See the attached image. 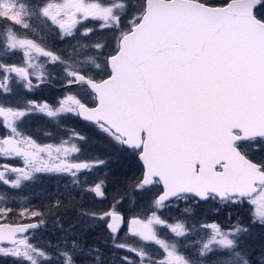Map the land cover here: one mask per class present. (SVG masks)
<instances>
[{
    "label": "snow or ice",
    "instance_id": "6c2138e0",
    "mask_svg": "<svg viewBox=\"0 0 264 264\" xmlns=\"http://www.w3.org/2000/svg\"><path fill=\"white\" fill-rule=\"evenodd\" d=\"M33 18L58 27L61 40L75 37L82 20H98L111 39L78 42L65 57L28 37ZM17 53L22 63L9 64ZM41 58L44 64L34 63ZM48 65L68 90L55 106L26 95L49 82ZM36 113L82 117L115 152L139 163V174L125 180L108 207L78 213L89 230L103 225L119 264H264V252L254 259L245 245L249 228L239 223L202 225L211 230L208 239L195 256L186 255L168 232L186 237L190 229L162 214L173 200L248 204L251 226L264 227V0H142L139 6L132 0H0V160L24 164L0 165V183L20 188L38 173H53L80 186V175L106 163L96 156L67 159L83 151L73 140H87L74 130L58 145L39 143L23 130ZM85 190L106 199L103 179ZM128 194L143 198L144 206L122 210ZM62 208L75 204L57 199V215ZM10 211L0 208V257L12 264H116L77 239L76 224L65 228L62 218L64 239L38 246L33 233L46 225L45 213L22 209V219H40L14 224ZM154 248L163 259L153 258Z\"/></svg>",
    "mask_w": 264,
    "mask_h": 264
},
{
    "label": "rangeland",
    "instance_id": "374dc122",
    "mask_svg": "<svg viewBox=\"0 0 264 264\" xmlns=\"http://www.w3.org/2000/svg\"><path fill=\"white\" fill-rule=\"evenodd\" d=\"M34 2H38V0H34ZM132 3L136 6H139L142 3V0H132ZM84 24L80 27L79 32L75 37H66L61 40L60 38V30L55 25H51L50 22L47 24L42 20H37L35 18L32 19L31 25L32 30L27 31V35L29 38H33L38 42H42L47 48L56 53H62L63 56L67 57L69 53L73 50L72 46L79 44H88L94 42L98 39H111V33L107 31H102L99 27L100 21L98 20H84ZM126 22V21H125ZM86 23V24H85ZM86 28H92L93 32L87 36L82 35ZM21 34L25 32L24 29L18 28ZM58 40H61L62 43L58 44ZM66 48L65 51L62 50ZM61 49V50H60ZM89 53L90 49L87 50ZM44 61L43 58L40 59ZM7 62L9 64H20L22 63V57L19 53L10 58H7ZM47 71L52 73L51 78L56 81L61 82L62 80L59 78L55 69L52 68L51 65L47 66ZM32 71V69H30ZM14 89H18L19 86L17 84H13ZM74 91V89H72ZM68 91H66L67 93ZM67 94H64V96ZM70 115V114H69ZM67 116V115H63ZM62 117V116H61ZM57 122L59 118L55 119ZM97 129V128H95ZM89 137L86 142L83 144L82 141L73 140L74 143L79 145H84L83 147V156H79L81 160L88 159V156L99 157L104 159L106 163L104 165H100L94 168L92 171L80 175V186H74L71 184V177L69 175L64 174H53V173H38L36 174L38 177L40 175H54V176H46L47 178H42V181H22L20 188H12L10 185H5L4 183H0V197L4 199L0 200V208H10L11 211L7 213V220L10 223H18V222H27L29 220L36 221L40 217H31L28 219H22L20 217V212L22 209L36 210L41 211L43 206L48 208V216L45 218L47 221V225L45 230L39 231L37 234H34L36 237V244L38 246H45L46 239L45 235L49 234L51 236V244L55 246L57 243L54 242V238L56 235H59L57 220H63L64 227L67 228L70 223H75L76 228L78 222L87 223V218H79L78 213L81 208L83 209H93L98 210L101 208H106L112 202L113 196L116 194L117 190L122 191L123 184L127 178L132 177L133 175V165L132 162L129 161L125 156L115 152L111 146L108 144L106 137L101 134L98 129L89 134ZM90 137H96V141L91 140ZM88 155V156H87ZM122 159L123 163H119L115 165L119 159ZM137 166H139L138 162H135ZM111 167L107 170V165ZM132 172V173H131ZM101 179L105 181L106 185V199L101 201L100 198H94L92 193L87 192L89 186L94 183L99 182ZM71 193V196H69ZM60 199L67 203L69 199H71L75 208H69L67 210L60 209L59 214L56 215L55 209V201ZM145 204V200L141 197L133 196L132 194H128L125 198V202L120 205L122 210H127L129 208H142ZM191 209L190 212H185V209ZM198 212V216L195 214ZM42 212V211H41ZM252 212V208L248 204L243 205H230L223 206L218 204L217 202H208L198 207L192 204V201H176L173 200L170 207L166 210H163V216L168 220L169 223H176L178 221L184 222L186 227L190 229L189 233L186 237H174L173 234L168 232V237H170V242L176 241L178 242V247L181 252L186 255L195 256L197 248L201 243L208 239V236L211 233L210 229H204L201 226L204 224H212L217 223L221 225V227L227 229L232 227L233 225L240 224L242 227H247L248 224L251 223L250 213ZM209 218H208V216ZM2 215V213H0ZM247 216V217H246ZM195 226V227H193ZM93 230H89L87 226L83 228L84 232L93 231V233H98L99 236H105L104 241L100 243L105 246V250L107 252L111 249L110 240L107 239V232L105 231L103 225L100 226H92ZM47 230V233H46ZM77 230H80L77 228ZM64 234L60 232V235ZM121 236H124L122 233ZM53 241V243H52ZM150 251H155L156 254L154 257H157L158 254L162 256V249H150ZM121 254V253H119ZM109 257L112 255V260L117 262L116 253H107ZM115 256V258H114ZM111 258V257H110ZM0 264H12L10 259L0 257Z\"/></svg>",
    "mask_w": 264,
    "mask_h": 264
},
{
    "label": "flooded vegetation",
    "instance_id": "af4514ba",
    "mask_svg": "<svg viewBox=\"0 0 264 264\" xmlns=\"http://www.w3.org/2000/svg\"><path fill=\"white\" fill-rule=\"evenodd\" d=\"M84 22H85L84 20L81 21V23L77 26L78 29H80V27L84 24ZM59 43H62V41L58 40V44ZM65 49L66 48H63L62 50L65 51ZM58 54H62V53L60 52ZM34 63L44 64V61L39 60V61H34ZM11 64H14V63H11ZM29 71H30V69H29ZM37 71H39V69H37ZM56 72H57V70H56ZM32 82H33V84L38 83V81L36 80L35 77L32 78ZM66 91H68V90L64 87L62 81L59 82V81H56L55 79L50 78L49 82L40 84L39 87L35 88L31 92H27L26 95H27L28 99H33V100H36L38 102H45L46 101L49 105L55 106L57 104V101L64 97V94H68V92L66 93ZM74 91H75V89H74ZM9 99H14V97H9ZM0 119H2V118H0ZM59 120H60V122L59 121L57 122L55 119H50L46 115L40 114V113L32 114L26 120L23 130L27 134L32 135L39 143H41V144H53V145L60 144L62 140H69V138L72 137L73 130L75 132L79 133L80 135L86 137L87 139L89 138V137H87V135L89 136V134H91V132H94L95 130H97V129H95L96 127L92 123L85 122V121L81 120L75 114L62 116L59 118ZM90 138L93 141H96V139H97L96 137H90ZM83 143H84V141H82V143H80V144H83ZM83 147H84V145H83ZM83 154H84L83 152H81L80 154L72 153L69 155V157H67V159H72L76 155L83 156ZM45 158L47 159V157H45ZM89 158H91V156H88V159ZM124 158L125 157L119 159V161L115 165H118L119 163H123L122 159H124ZM4 164L12 166V167H24L23 161L21 159H18V158L10 159L7 161L0 160V165H4ZM132 165H133V171H132L133 175H138L140 165L137 166L135 162H132ZM110 168L111 167H109V164H108L107 170H109ZM0 171H4V168L0 167ZM15 176H16V174H14V173H11V172L6 173V178L15 179ZM46 176H49V175H40L39 178L36 180L42 181V178H45V179L47 178ZM50 176H54V175H50ZM192 204L198 207L199 205L203 206L204 202L192 201ZM41 211L45 213V215L43 217L45 219L48 216V212H49L48 208L43 206ZM195 214L197 216L199 215L197 211ZM207 216H208V214H207ZM208 218H209V216H208ZM29 221H31V220H29ZM29 221H27V222H29ZM27 222H18V223H27ZM46 225L42 227L43 230L46 229V228H44V227H46ZM84 227L85 226L78 227L80 230H77V228H75L76 238L81 240L82 242L86 241L89 245H94V246L99 247L102 250L104 260L111 262V260L113 258L112 255L110 256L111 257L110 258L106 254L111 253V251H112V253H116V252L112 247H111L109 252H107L105 250V246H103L104 244L102 242L104 241L103 239L106 237V235L105 236H99L97 232L93 233V231L84 232L83 231ZM38 232L33 233V243H36V237L34 234H37ZM46 233H47V230H46ZM64 235L65 234L56 235L55 237H53L54 242L58 243L59 241H62L64 239ZM122 238L127 239L124 236H122ZM45 239H46V244L51 242V236L49 234L45 235ZM52 243H53V241H52ZM100 243H102L103 245H101ZM110 243H111V241H110ZM124 254L125 253H121L119 255L122 256ZM114 258H115V256H114ZM153 258L159 260V259H162V256L159 253L157 257H153ZM116 264H119L118 260H117Z\"/></svg>",
    "mask_w": 264,
    "mask_h": 264
},
{
    "label": "trees",
    "instance_id": "16d2710c",
    "mask_svg": "<svg viewBox=\"0 0 264 264\" xmlns=\"http://www.w3.org/2000/svg\"><path fill=\"white\" fill-rule=\"evenodd\" d=\"M217 2H222V0H217ZM87 225L88 222L87 223L78 222L77 228ZM247 226L249 228V233L244 238V243L248 247V249L253 253V258L255 259L261 254V252H264V227H260L259 225L251 226V223H249ZM41 231H43V229ZM59 235H60V231H59Z\"/></svg>",
    "mask_w": 264,
    "mask_h": 264
},
{
    "label": "water",
    "instance_id": "95a60500",
    "mask_svg": "<svg viewBox=\"0 0 264 264\" xmlns=\"http://www.w3.org/2000/svg\"><path fill=\"white\" fill-rule=\"evenodd\" d=\"M79 118H81V120H84L82 117H79ZM84 121H86V120H84ZM86 122H89V121H86ZM39 230V229H38ZM35 231H37V230H35Z\"/></svg>",
    "mask_w": 264,
    "mask_h": 264
}]
</instances>
